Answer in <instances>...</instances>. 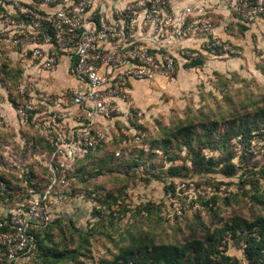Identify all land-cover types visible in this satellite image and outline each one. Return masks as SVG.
<instances>
[{
  "label": "rangeland",
  "instance_id": "obj_1",
  "mask_svg": "<svg viewBox=\"0 0 264 264\" xmlns=\"http://www.w3.org/2000/svg\"><path fill=\"white\" fill-rule=\"evenodd\" d=\"M255 24L238 25L230 33L233 39L227 42L239 55L204 59V65L186 68L178 78L137 86L133 121L115 122L107 141L85 157L60 149L37 124L20 123L10 103L21 50L0 42V174L15 187L26 173L38 190H49V205L58 211L49 229L48 255L54 256L53 249L65 255L54 264H99L112 260L132 237L178 244L203 238L234 215L251 220L264 214V15ZM256 111L261 125L250 136L239 134L222 144L219 139L234 116ZM185 124L194 129L189 139L160 144ZM206 136L216 143H205ZM199 150L203 163L196 161ZM176 181L201 192L189 207V199L180 198L181 213L173 203L179 201L169 198ZM248 237L239 233L228 239L224 253L237 261L231 264H250L244 250ZM43 256L27 262H52Z\"/></svg>",
  "mask_w": 264,
  "mask_h": 264
},
{
  "label": "built area",
  "instance_id": "obj_2",
  "mask_svg": "<svg viewBox=\"0 0 264 264\" xmlns=\"http://www.w3.org/2000/svg\"><path fill=\"white\" fill-rule=\"evenodd\" d=\"M178 1L0 0L2 28L25 58L23 81L10 103L20 123L37 124L60 149H95L107 141L104 118L134 117L133 82L172 79L184 47L189 60L239 55L227 42L229 21L251 24L264 15V0ZM64 57L82 87L61 93L39 87ZM37 109L43 116L36 113L32 121ZM8 188L0 179V192ZM198 193L193 184L176 181L169 198L180 202L173 203L181 213L182 201L189 199V207ZM48 194L15 195L24 199L0 220V264H13L33 245L32 229L49 222Z\"/></svg>",
  "mask_w": 264,
  "mask_h": 264
},
{
  "label": "trees",
  "instance_id": "obj_3",
  "mask_svg": "<svg viewBox=\"0 0 264 264\" xmlns=\"http://www.w3.org/2000/svg\"><path fill=\"white\" fill-rule=\"evenodd\" d=\"M212 18L214 19V17ZM241 24L243 28H250L251 25L243 23ZM229 38H232V34L229 35ZM0 42H4L8 45L10 44L9 34L2 28L1 23ZM185 49L186 47L182 48L180 50V55L176 57L175 63L177 71L173 77L174 79L178 78L180 75H183L185 73L184 71L186 68L198 67L201 64L204 65V60L201 59V55L189 60V58L184 55ZM211 60L212 59H209L207 61L210 62ZM14 73L15 74L13 76L17 82H15L16 88L12 91L13 95L17 96L16 91L23 81L24 73L22 72V68L15 70ZM7 76L11 78L10 73H7ZM12 79L13 78H11V80ZM12 102H14L13 98ZM41 110L42 109H37L31 112L32 121L34 118H36V113H41ZM261 111L264 112V109L262 108ZM257 113L258 111L252 113V115L241 114L234 116V119H232L229 127L224 131L221 139H219L222 140V144L225 145L226 142L229 141L232 137L237 136L239 134L244 136H250L252 130L258 128L261 125V122L257 119ZM132 119L133 118L129 119L124 118L122 116H111L108 118H104L102 121V128L108 136L109 129L112 125L115 124V122L120 120L122 122L124 121L125 124V122H129V120L133 121ZM216 124L217 121H214L212 126ZM215 128L216 127H214L213 129ZM193 132L194 129L192 124L182 125L176 128L175 131H170L169 133H167L164 139L161 140L160 144L162 146H166L167 142H171V139L174 137H182L189 139ZM210 137L211 136L205 138V143L212 144V141L213 143H216L214 139L211 140ZM43 139L45 144H50L47 138ZM108 139L111 138L109 137ZM186 141V144L189 145L190 141ZM199 143L202 144V142ZM205 143L203 142V144ZM101 144L98 145L97 148L100 147ZM207 146L208 144H205V147ZM54 148L55 145H49L50 150ZM202 148H204V146H200L199 149L201 150ZM95 149L83 150L81 154L83 153L85 157L87 154H89V152ZM200 150L198 153H196L197 163H203V158L199 157L201 152ZM206 164L210 166L213 165L212 159H207ZM23 174L24 172L21 176H23ZM28 178L29 176L26 175V173L24 174L23 178H19L18 176V185L12 187V185H10L6 178L0 174V179L6 180L9 187L8 190H6L5 192H0V220H7V212L9 208L15 207L18 203L23 201V197L18 198L15 196L18 192H23L25 198H30L31 196L36 195H42L44 193L43 190H38L35 185L29 183ZM23 181H27L28 183ZM19 182H22L26 185L22 186L19 184ZM255 187L256 186H254V188ZM251 198L254 199L253 196H251ZM211 201L212 203H215L216 197L213 196L211 198ZM203 203L207 204L208 202L204 201ZM145 209H148V206H146ZM57 211L56 209L50 208L51 218L49 222L47 224H44L43 226L32 229L31 234L33 236V245L13 264H28L27 261L29 259L34 258L35 256H38V254L39 256L43 254V257L46 259H49V257H51L53 260L52 262H49L50 264H54L56 261H59L65 257L63 253L64 251H55V249H53L54 256L48 255L49 248L47 246V243L51 241V234L49 229L57 219H55V214H57ZM82 215H85V212H82ZM67 217L69 218V222H71L72 215ZM239 233H247L249 235V237L244 240V250L246 251V257L250 260V264H264V214H258L251 220L243 218L240 215H234L229 220H222L218 228L208 230L203 236V238H192L178 244H156L151 240L146 242L143 239L137 240L132 237L128 245L120 248L119 252L113 256L112 260L102 259L99 264H231V262L237 263L236 260H233L229 255H226L224 252L227 246L228 239L235 238L239 235Z\"/></svg>",
  "mask_w": 264,
  "mask_h": 264
},
{
  "label": "crops",
  "instance_id": "obj_4",
  "mask_svg": "<svg viewBox=\"0 0 264 264\" xmlns=\"http://www.w3.org/2000/svg\"><path fill=\"white\" fill-rule=\"evenodd\" d=\"M179 5L185 4V3H189L190 0H179ZM262 19V17L258 18L256 21H254L253 24L250 25L255 27L256 26V22L258 23L260 20ZM238 25H242L239 21L235 20V19H231L229 21V31H228V37L229 35H231L230 33H232V30L234 28H237ZM233 39V38H232ZM24 63H25V58H21V54H20V63L19 65L22 68V72L24 73ZM162 78L157 79L155 81H151V82H147V81H142V82H133L132 83V88H133V96L136 94L135 93V88L138 86H144V88H147L148 86H150V84L155 83L156 81H160ZM38 86L41 87L42 89L47 90L48 92H52V93H61L64 90H68L70 88H76V87H82L81 83H78L75 78L71 75L70 70H69V62L67 60V58H62L61 59V63H60V67L58 68V70L47 77L42 78L41 80H39L38 82ZM134 98V97H133Z\"/></svg>",
  "mask_w": 264,
  "mask_h": 264
}]
</instances>
